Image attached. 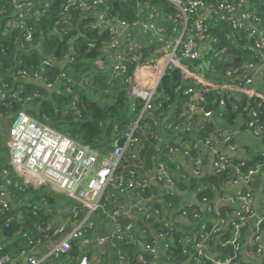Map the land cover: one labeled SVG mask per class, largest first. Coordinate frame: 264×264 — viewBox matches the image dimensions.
<instances>
[{
    "label": "trees",
    "instance_id": "16d2710c",
    "mask_svg": "<svg viewBox=\"0 0 264 264\" xmlns=\"http://www.w3.org/2000/svg\"><path fill=\"white\" fill-rule=\"evenodd\" d=\"M200 1L209 7L222 0ZM145 2L151 10L156 9V12L143 9L137 18L153 23L162 38L171 40L178 37L181 29L179 12L164 0ZM28 3H31L30 8ZM65 3L66 0H0V118H14L17 113L24 111L41 122L53 125L57 132L68 135L78 144L102 147V152L107 154L111 151L109 143L112 136L120 137L119 144L124 142L123 136L142 105L137 102L136 113L131 114L127 85L122 77L113 75L111 69L97 68L98 60H106V53H102L100 48L111 38L109 32L104 31L105 27L98 31L93 26V19L100 14L82 15L83 12L75 8L65 11ZM105 4L109 8L110 16L128 23L134 21L137 12L131 0H105ZM253 11L264 23V10L257 7ZM151 14L152 18H149ZM221 24H213L207 33L208 38L218 41L212 50L226 48L228 44V27ZM120 42L122 43L119 41V44ZM226 51V54H234V57L224 63L212 61V69L206 77L216 82L235 80L237 83L243 79L242 72L245 74L244 62L250 63L254 59L246 50H235L227 46ZM111 52L119 53L121 49L112 47ZM133 54L138 55V51L130 53ZM109 64L105 61V65ZM133 64H128L129 71ZM235 69L239 70L238 74L230 75ZM143 71L150 83L152 78L148 75L149 69L144 67ZM254 78L264 87V72L260 71ZM43 85L55 87L52 91L45 89ZM182 85L177 69L162 78L158 86L159 96L153 99L152 113L144 114L140 119V128L135 134L138 144L131 150L147 166L152 164L157 168L163 165L172 185L164 186L158 182L160 191L154 185H149L144 192L135 189L134 195H126L118 190L108 200H103L109 212L121 196L123 198L125 195L126 200L137 194L143 196L144 204L152 216L146 222L142 236L139 232H133L142 244H152L158 249L160 259L155 264L193 262L197 254L195 242L199 241L202 226L205 224L207 229L211 226L215 199L236 192L229 185L236 170L247 173L261 165V172L256 178L264 184L263 103L244 95H241L239 102L234 99L227 101L228 105L219 127L241 133L248 127V123H253L260 129V134L252 141L243 140L242 154L228 158V165L221 172L194 175L188 155L196 159L203 157L202 152L188 145L190 138L186 132L169 127L172 123L188 122L187 118L181 117L182 112H187V99L183 96ZM213 98V95L208 98L211 103L205 109L218 104L219 99ZM232 104L237 105V110H234ZM216 108L218 110L217 105ZM201 119L198 114L192 116V120L198 125L199 137L205 139L213 132V127L205 123L203 129ZM185 152H188L187 155ZM206 158L205 156V160ZM7 165L0 159V260L7 259L2 264H23L24 259L26 262L27 258H33L30 247L36 240L48 242L44 241L48 239L56 243L60 239V234L52 233V229L56 227L52 210L57 208V197L45 188H21L17 179L2 177L1 172L3 169L8 170ZM127 165L128 162L123 161L121 166L123 168ZM123 174L126 176V172ZM255 195L260 196L258 193ZM191 196L193 202L190 200ZM73 206L71 203L70 208ZM231 213L230 210L226 211L225 218ZM90 219L93 226L87 228L86 237L91 242L96 225L100 220L106 222L107 219L101 211L94 213ZM27 222L31 228L25 226ZM249 230L252 229L247 226L243 233ZM36 232L43 234L33 237ZM229 233L231 227L225 235L229 236ZM24 235L28 238L24 239ZM226 236L221 237L220 241H224ZM107 238L109 240L102 254L90 243L87 245L73 240L70 242L69 251L58 253L53 258L59 259L53 261L65 264L62 260L67 259L70 264H79L86 255L88 264H103L102 257L107 258L109 264H142L140 257L153 264V259L142 249L126 244L125 240L110 236ZM220 241L210 243V254L213 257L216 255L217 259L231 254V248H221ZM165 244L167 248H164ZM108 248H111L110 251ZM22 252L27 254L26 258L22 257ZM93 256L100 261L96 259L94 262ZM42 264H52V260ZM199 264L212 263L204 260Z\"/></svg>",
    "mask_w": 264,
    "mask_h": 264
},
{
    "label": "built area",
    "instance_id": "2783aa9c",
    "mask_svg": "<svg viewBox=\"0 0 264 264\" xmlns=\"http://www.w3.org/2000/svg\"><path fill=\"white\" fill-rule=\"evenodd\" d=\"M164 1L172 5L181 16L180 34L171 40L160 37L153 23L137 18L143 9L151 10L145 0H131L137 12L131 23L110 16L105 0H66L65 11L75 8L80 9L82 15L100 14L99 18L93 19V26L97 27L98 31L105 27L104 31L109 32L111 36L100 48L102 53H106L105 61L110 64L105 65V61L100 59L97 61V68L111 69L113 75L122 77L127 85L131 114L136 113L137 102H140L142 107L127 131L125 130L122 144H119L120 137L117 135L111 137V151L107 154L102 152V147L78 144L68 135L57 132L51 125L24 111L14 116L6 142L7 164L12 175L5 169L1 172L2 177L17 179L21 188H45L72 200L73 219L78 217L80 210L84 213L83 219L75 223L72 229H67V222L56 224L52 233L60 234V239L54 244L50 243L51 249L42 259L27 258L28 264H40L48 257L68 252L73 240L88 245L90 239L86 237V230L93 226V222L88 221V218L98 211L104 213L112 225L111 238L125 240L126 244L142 249L153 259V264L159 261L158 249L152 244H142L133 232H139L142 236V230L144 231L146 222L152 216L144 204L143 196L137 194L126 200L124 195L123 200L115 202L109 212L103 200H108L118 190L126 195L135 189L144 192L152 185V181L172 185L163 165L155 168L154 176L150 177L146 172L145 162L142 161V168L139 164H131L128 157L133 161L139 160L131 153L132 147L138 144L135 134L140 128L139 121L144 114L152 113L153 99L159 96L158 86L162 78L173 70L179 71L183 83L182 93L187 99V112H182L181 117L187 118L188 122L172 123L169 127L173 126L186 132L190 138L188 145L202 152L203 157L196 159L188 155L194 175L204 174L208 158L212 161L213 173L221 172L228 165V158L242 154L243 140L252 141L260 134V129L253 123H248V127L241 133L223 130L219 124L223 121V113L230 99L239 102L241 95H244L249 99H258L264 105V87L254 78L260 71L264 72V23L253 11L257 7L264 10V0H222L209 7L200 0ZM30 7L31 3H28V8ZM151 11L154 13L156 9ZM149 18H152V14ZM117 21L120 22L115 24ZM174 22L175 20L172 21ZM218 23L228 27L227 46L235 50H246L254 59L253 62L249 61L250 63L244 62L245 74L242 72L243 79L237 83L235 80L216 82L206 77L212 69V61L224 63L234 57V54H226L227 46L212 50L218 41L208 38L207 33L213 24ZM119 41L124 43L121 48L122 43L119 44ZM112 47H118L121 52H111ZM136 51L138 55H130ZM128 64L134 65L131 71ZM144 67L149 69L148 75L152 78L150 83L147 82ZM238 71L235 69L230 75H236ZM45 86L52 88L50 85ZM212 95L219 99L218 104L205 109L204 107L211 103L208 98ZM232 107L237 110V105L232 104ZM195 114L202 118L200 124L203 129L205 123L213 127V132L205 139L199 137L198 125L192 120ZM123 161L128 162V165L122 168ZM261 169V165H257L247 173L236 170L235 177L229 184L236 192L215 199L211 226L207 229L203 224L199 241L195 242L196 257L192 263L188 261L186 264H199L204 260H210L212 264H241V259L243 264H263L264 184L260 180L258 188L251 186L253 181L259 180L256 176ZM123 172H126V176ZM90 173L92 178L88 179ZM256 193L263 199L256 197ZM223 207L227 208L226 211H232L231 214H226L227 218L225 214H220ZM120 220L124 221V225ZM9 221L8 219L7 222ZM137 224L142 227L139 228ZM247 226L252 230L243 233ZM229 227L231 233L226 236ZM223 236H226L224 241H220ZM23 237L28 238L25 235ZM107 237L95 236L96 247L103 246L109 240ZM212 241H220L223 249L231 248V254L223 259H217L216 255L213 257L210 248ZM164 248H167L166 244ZM139 259L142 264H149L143 257ZM6 260H0V264ZM79 264H87L86 259Z\"/></svg>",
    "mask_w": 264,
    "mask_h": 264
},
{
    "label": "crops",
    "instance_id": "0c3cea01",
    "mask_svg": "<svg viewBox=\"0 0 264 264\" xmlns=\"http://www.w3.org/2000/svg\"><path fill=\"white\" fill-rule=\"evenodd\" d=\"M55 87V86H54ZM54 87H52V91L54 90ZM49 89V90H51ZM13 122V116L12 117H1L0 118V159L4 162H6V164L8 163V157H7V138H8V135H9V130H10V127H11V124ZM206 166H205V170H204V174H211L213 172L212 170V161L210 158H208V161L206 162ZM145 169H146V172L148 173V175L150 177H153L154 176V172H155V167L154 165L150 164L149 166H147V163H145ZM8 166V165H7ZM5 170V169H3ZM8 171L9 173L11 174V171L9 170V166H8ZM12 175V174H11ZM152 185H154L155 187H157V190H159V187L156 184H153L152 182ZM159 187V188H158ZM134 191H131L128 194H132L134 195ZM56 197H57V204H56V209L55 210H52V215L54 217V223H56L57 225L58 224H66V222L68 223V226H67V229H72L74 226H75V223H78V221H80L81 219H83L84 217V213L82 210H80V213L78 215V217L76 219H73L71 217V208H70V204H74L72 200H67L66 201V197L63 196V195H58V194H55ZM119 200H123L122 199V196H121V199ZM119 200H117L116 202H119ZM190 200L191 202L194 201L193 200V197L191 196L190 197ZM115 204V202H114ZM136 218V217H135ZM140 218H138L139 220ZM97 220V219H96ZM88 221H91L90 217L88 218ZM99 222V220H97ZM28 223V222H27ZM26 224V223H25ZM137 226L140 228V224H137ZM31 228V227H30ZM95 234L99 235V236H103V237H107V236H111V233H112V225L110 223L109 220H106L103 221V220H100V222L96 225L95 229ZM43 233L41 232H36L34 233L33 237H36L38 235H41ZM93 235L92 238H91V242H89L91 245L94 246V248H97L96 250L102 254L104 253V248L106 243L103 245V246H100V247H96L95 245V236L97 235ZM154 238H156L155 234H154ZM44 241H48V242H42V241H38L36 240V242L30 247L31 249V252L30 254L32 255L33 258H37V259H42L47 253H49V250L51 249V244H54L52 242V240H44ZM92 246V247H93ZM25 249L27 250L28 248L25 247ZM111 249V248H110ZM110 249L108 248V250L110 251ZM84 250V249H83ZM86 250V249H85ZM25 252H22V257L24 256V258H26L27 254H24ZM31 257V256H30ZM54 256H51V257H48L44 260H42L40 262V264L46 262V261H49V260H52V264H58V262H54L56 259H59V258H53ZM96 256H93V260L95 262L96 259H98L100 261V259L97 257L96 259H94ZM87 256H83L80 263L83 261V259H86ZM19 260V259H18ZM17 260V262H18ZM54 260V261H53ZM67 259H63L62 261L65 262V264H70L69 261H66ZM102 260V263L103 264H109V260L106 258L104 259L103 257L101 258ZM264 260V258H263ZM86 261L88 262V260L86 259ZM15 263V262H14ZM23 264H28L27 262H25V259H24V263ZM88 264V263H87ZM115 264V263H114Z\"/></svg>",
    "mask_w": 264,
    "mask_h": 264
},
{
    "label": "water",
    "instance_id": "95a60500",
    "mask_svg": "<svg viewBox=\"0 0 264 264\" xmlns=\"http://www.w3.org/2000/svg\"><path fill=\"white\" fill-rule=\"evenodd\" d=\"M51 127H53V125H51ZM152 182H153V184H156L155 181H152ZM163 185H164V186H169L168 183H163ZM259 185H260V180H255V181H253L252 184H251V186H252L253 188H255V189L258 188ZM226 210H227L226 207L221 208V210H220V214H221V216H224ZM119 222H120L122 225H124V221H123V220H120ZM25 226H26V227H30V224H29V223H26Z\"/></svg>",
    "mask_w": 264,
    "mask_h": 264
},
{
    "label": "rangeland",
    "instance_id": "374dc122",
    "mask_svg": "<svg viewBox=\"0 0 264 264\" xmlns=\"http://www.w3.org/2000/svg\"><path fill=\"white\" fill-rule=\"evenodd\" d=\"M118 22H120V21H117V22H115V24H117ZM124 45V43H122V44H120V48L122 47ZM184 63H186L185 61H184ZM34 81H38V80H34ZM43 87L45 88V89H50V88H47L45 85H43ZM57 95H63V94H61V93H56ZM28 100H30V98L28 99ZM146 147V146H145ZM146 149H147V147H146ZM145 150V149H144ZM143 150V151H144ZM142 151V152H143ZM143 153H145V152H143ZM142 158V157H141ZM128 161L131 163V164H133V165H135V164H139V166H141L142 168H143V166H142V164H143V162H142V159H139L138 161H133L132 159H131V157L129 156L128 157ZM90 178H92V173H90L89 174V178L88 179H90ZM66 199V201L68 200L67 198H65Z\"/></svg>",
    "mask_w": 264,
    "mask_h": 264
}]
</instances>
